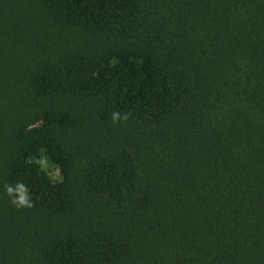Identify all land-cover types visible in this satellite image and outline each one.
<instances>
[{"label": "trees", "instance_id": "16d2710c", "mask_svg": "<svg viewBox=\"0 0 264 264\" xmlns=\"http://www.w3.org/2000/svg\"><path fill=\"white\" fill-rule=\"evenodd\" d=\"M0 264H264V0H0Z\"/></svg>", "mask_w": 264, "mask_h": 264}, {"label": "clouds", "instance_id": "9594fccd", "mask_svg": "<svg viewBox=\"0 0 264 264\" xmlns=\"http://www.w3.org/2000/svg\"><path fill=\"white\" fill-rule=\"evenodd\" d=\"M113 121L118 119H127V116L121 117L119 113L112 114ZM56 179H59L58 172L53 174ZM6 193L12 197V202L20 207H32V202L27 195L28 189L23 183H17L15 187L11 185L5 186ZM16 193L17 195L13 196Z\"/></svg>", "mask_w": 264, "mask_h": 264}]
</instances>
